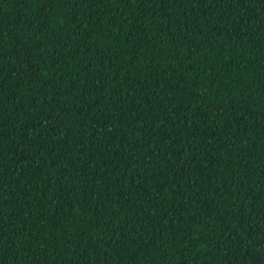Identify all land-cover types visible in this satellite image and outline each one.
Returning <instances> with one entry per match:
<instances>
[{
    "label": "trees",
    "instance_id": "obj_1",
    "mask_svg": "<svg viewBox=\"0 0 264 264\" xmlns=\"http://www.w3.org/2000/svg\"><path fill=\"white\" fill-rule=\"evenodd\" d=\"M0 264H264V0H0Z\"/></svg>",
    "mask_w": 264,
    "mask_h": 264
}]
</instances>
